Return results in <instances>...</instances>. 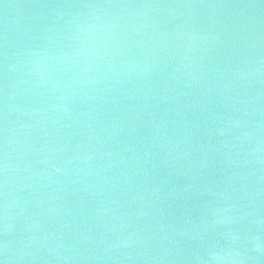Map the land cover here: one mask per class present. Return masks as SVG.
<instances>
[{
	"label": "water",
	"instance_id": "water-1",
	"mask_svg": "<svg viewBox=\"0 0 264 264\" xmlns=\"http://www.w3.org/2000/svg\"><path fill=\"white\" fill-rule=\"evenodd\" d=\"M0 264H264V0H0Z\"/></svg>",
	"mask_w": 264,
	"mask_h": 264
},
{
	"label": "clouds",
	"instance_id": "clouds-1",
	"mask_svg": "<svg viewBox=\"0 0 264 264\" xmlns=\"http://www.w3.org/2000/svg\"><path fill=\"white\" fill-rule=\"evenodd\" d=\"M56 171H59V169H57Z\"/></svg>",
	"mask_w": 264,
	"mask_h": 264
}]
</instances>
